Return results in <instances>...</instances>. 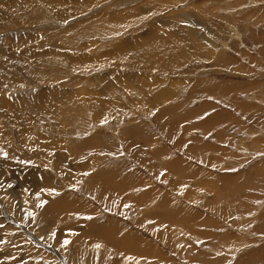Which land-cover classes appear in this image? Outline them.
Listing matches in <instances>:
<instances>
[{
    "label": "rangeland",
    "instance_id": "rangeland-1",
    "mask_svg": "<svg viewBox=\"0 0 264 264\" xmlns=\"http://www.w3.org/2000/svg\"><path fill=\"white\" fill-rule=\"evenodd\" d=\"M27 1L0 0V264H264V0Z\"/></svg>",
    "mask_w": 264,
    "mask_h": 264
},
{
    "label": "bare ground",
    "instance_id": "bare-ground-1",
    "mask_svg": "<svg viewBox=\"0 0 264 264\" xmlns=\"http://www.w3.org/2000/svg\"><path fill=\"white\" fill-rule=\"evenodd\" d=\"M8 1H10V0H8ZM12 1H14V5H16L19 9H23V7H24L23 5H26V4L29 6V8L31 7V5L28 4V1H27V0H22V1H24V2H21V3H19V4L16 2V0H12ZM19 1H21V0H19ZM29 1H30V0H29ZM39 1H40L41 3H45V2H46V0H39ZM51 1H52V0H51ZM51 1H49V3H50ZM59 1H61V0H57V3H58ZM15 2H16L17 4H15ZM31 2H33V0H31ZM34 2H35V0H34ZM70 2H71V1H70ZM53 3H54V2H53ZM55 3H56V0H55ZM61 4H63V3H61ZM9 5H10V4H8V5H6V6H9ZM55 5H56V4H55ZM58 5H59V4H58ZM50 6H51V5H50ZM32 7H33V6H32ZM39 7H40V5H39ZM41 7H42V6H41ZM45 7H46V6H45ZM84 7H85V6H84ZM14 8H15V7H14ZM52 8H53V7H52ZM32 9H34V8H32ZM43 9H44V8L42 7V8L40 9V12L45 13V11H44ZM56 9H57V8H56ZM56 9H55V11H56ZM58 10H59V9H58ZM24 11H25V10H24ZM56 12H57V11H56ZM63 12H65V10H64ZM66 12H69V11L67 10ZM20 13H21V12H20ZM31 13H32V11H31ZM52 13H53V12H52ZM52 13H51V14H52ZM57 13H58V12H57ZM58 14H59V13H58ZM74 14H76V12H75ZM41 15H42V14H41ZM45 15H47V14H45ZM70 15H71V14H70ZM65 18H66V17H65ZM70 18H71V17H70ZM77 23H78V22H77ZM21 26H22V25H21ZM103 27H104V26H103ZM74 28H75V27H74ZM68 29H69V28H68ZM189 29H190V30H188L187 33H186V29H183L182 32H183V33L185 32L187 35H190V34H191V29H192V28H189ZM189 31H190V33H189ZM194 35H195V34H194ZM23 36H24V35H23ZM28 36H29V35H28ZM30 36H31V35H30ZM31 37H32V36H31ZM34 38H35V37H34ZM51 38H52V37H51ZM185 38H186V40H189V39L193 38V36H192V37H190V36H189V37H188V36H185ZM32 39H33V37H32ZM23 41H25V40H23ZM26 41H28V40H26ZM39 41H40V40H39ZM39 41H38V42H39ZM41 41H42V40H41ZM126 41H127V40H126ZM126 41H125V42H126ZM154 41H155V40H154ZM20 42H21V41H20ZM28 42H30V40H29ZM148 42H149V41H148ZM22 43H23V42H22ZM41 43H42V42H41ZM120 43H123V44H124V42H122V41H121ZM151 43H152V42H151ZM153 43H154V42H153ZM28 44H29V43H28ZM154 44H155V43H154ZM152 45H153V44H152ZM152 45H151V46H152ZM30 46H31V45H30ZM118 46H119V43H118ZM46 47H47V46H46ZM57 47H58V46H57ZM125 47H126V45H125ZM131 47H132V45H131ZM152 47H153V46H152ZM121 48H123V47H121ZM142 48H143V47H142ZM61 49H62V48H61ZM45 50H46V49H45ZM115 51H116V50H115ZM125 51H126V50H125ZM26 52H27V51H26ZM38 53H39V52H38ZM138 53H139V51H138ZM138 53H137V54H138ZM155 53H156V52H155ZM48 54H49V53H48ZM117 54H118V53H117ZM120 54H121V53H120ZM144 55H145V54H144ZM144 55L142 54L140 57H143ZM53 57H54V56H53ZM91 57H92V56H91ZM150 57H151V56H150ZM58 58H59V57H58ZM60 58H61V57H60ZM115 59H116V58H115ZM143 59H144V57H143ZM57 60H58V59H57ZM119 61H120V60H119ZM52 62H53V61H52ZM117 62H118V59H117ZM105 63H106V62H105ZM45 66H46V65H45ZM45 66H44V67H45ZM14 75L16 76V74H14ZM17 75H18V74H17ZM17 77H18V76H17ZM19 77H20V76H19ZM15 78H16V77H15ZM42 78H43V77H42ZM19 79H20V78H19ZM21 79H22V78H21ZM18 81H19V80H18ZM18 81H17V82H18ZM20 81H21V80H20ZM19 83L22 84L21 82H19ZM18 88H19V87H18ZM105 91H106V90H105ZM35 92H36V91H35ZM37 92H38V91H37ZM108 92H109V91H108ZM10 93H11V92H10ZM42 93H43V92H42ZM104 93H105V92H104ZM5 94H6V95L8 94V96H9V93H8V92H6ZM5 94H4V95H5ZM4 95H3V96H4ZM6 95H5V96H6ZM12 95H13V93H12ZM12 95L10 94V97H11ZM105 95L108 96V94H105ZM1 96H2V95H1ZM18 96H19V95H18ZM32 96H33V95H32ZM37 96H38V95H37ZM42 97H43V96H42ZM11 98L13 99V97H11ZM11 98H10L9 100H11ZM23 98H24V97H23ZM5 99H6V98H5ZM20 99H21V98H20ZM20 99H18V100H20ZM25 99H26V98H25ZM37 99H38V98H37ZM37 99H36V101H37ZM16 100H17V99H16ZM23 100H24V99H23ZM23 100H22V101H23ZM47 100H48V99H47ZM24 101H25V100H24ZM24 101H23V103H24ZM30 101H31V100H30ZM32 101H33V100H32ZM39 101H40V100H39ZM41 101H42V100H41ZM14 102H15V101H14ZM18 102H19V101H18ZM18 102H17V103H18ZM27 102H28V101H27ZM11 103H12V101H11ZM23 103H22V104H23ZM18 104H19V103H18ZM18 104H17V105H18ZM20 104H21V100H20ZM20 104H19V105H20ZM34 104H35V103H34ZM36 104H37V103H36ZM38 104H39V102H38ZM9 105H10V104H9ZM32 106H33V105H32ZM99 106H100V105H99ZM22 107H23V106H22ZM32 108H33V107H32ZM105 111H106V110H105ZM101 112H102V110H101ZM102 113H104V112H102ZM102 113H101V114H102ZM1 119H2V118H1ZM39 119H40V118H39ZM34 123H35V121H34ZM36 124H37V123H36ZM30 134H31V133H30ZM64 173H65V172H64ZM68 175H69V174H68ZM2 181H3V180H2ZM1 183H2V182H1ZM59 206H60V205H59ZM24 215H25V213H24ZM30 217H31V216H30ZM28 218H29V216H28ZM25 219H26V218H25ZM26 220L28 221V219H26ZM57 232H58V231H57ZM43 233H46V232H43ZM57 235H58V234H57ZM63 237H64V236H63ZM7 254H8V253H7ZM8 256H9V255H8Z\"/></svg>",
    "mask_w": 264,
    "mask_h": 264
}]
</instances>
